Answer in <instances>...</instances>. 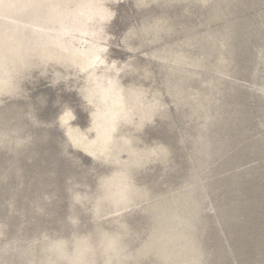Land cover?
Wrapping results in <instances>:
<instances>
[{
    "label": "rangeland",
    "instance_id": "obj_1",
    "mask_svg": "<svg viewBox=\"0 0 264 264\" xmlns=\"http://www.w3.org/2000/svg\"><path fill=\"white\" fill-rule=\"evenodd\" d=\"M0 264H264V0H0Z\"/></svg>",
    "mask_w": 264,
    "mask_h": 264
},
{
    "label": "bare ground",
    "instance_id": "obj_2",
    "mask_svg": "<svg viewBox=\"0 0 264 264\" xmlns=\"http://www.w3.org/2000/svg\"><path fill=\"white\" fill-rule=\"evenodd\" d=\"M119 110L116 107H109L104 113L101 112H93L91 113V118L93 121H96L98 118V124L101 125V127H104V136L101 135L103 138V144L105 147L110 146V134L113 129V126L117 123L119 119ZM142 118H147L146 114L142 115ZM108 152V151H106ZM98 158H103L102 162H104L106 159L105 157L98 156Z\"/></svg>",
    "mask_w": 264,
    "mask_h": 264
},
{
    "label": "water",
    "instance_id": "obj_3",
    "mask_svg": "<svg viewBox=\"0 0 264 264\" xmlns=\"http://www.w3.org/2000/svg\"><path fill=\"white\" fill-rule=\"evenodd\" d=\"M95 160H98V161H102L104 160L103 158H98V157H95V156H92Z\"/></svg>",
    "mask_w": 264,
    "mask_h": 264
}]
</instances>
